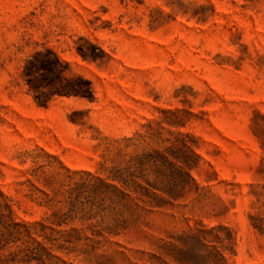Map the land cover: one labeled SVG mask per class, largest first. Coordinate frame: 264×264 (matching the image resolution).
<instances>
[{
  "label": "rangeland",
  "instance_id": "1",
  "mask_svg": "<svg viewBox=\"0 0 264 264\" xmlns=\"http://www.w3.org/2000/svg\"><path fill=\"white\" fill-rule=\"evenodd\" d=\"M0 264H264V0H0Z\"/></svg>",
  "mask_w": 264,
  "mask_h": 264
},
{
  "label": "trees",
  "instance_id": "2",
  "mask_svg": "<svg viewBox=\"0 0 264 264\" xmlns=\"http://www.w3.org/2000/svg\"><path fill=\"white\" fill-rule=\"evenodd\" d=\"M92 48L95 49L93 46ZM93 49L85 55L94 60L103 57L102 51L100 57ZM79 52L83 55L85 53L82 48H79ZM67 72V65L50 49L37 52L24 67V77L28 86L37 93V101L44 105H47L54 95L94 101L95 93L91 82L82 76L68 78Z\"/></svg>",
  "mask_w": 264,
  "mask_h": 264
}]
</instances>
